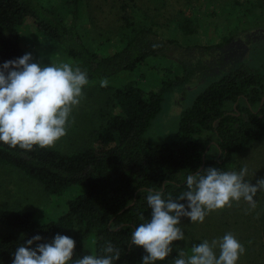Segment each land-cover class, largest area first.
<instances>
[{
    "label": "trees",
    "instance_id": "trees-1",
    "mask_svg": "<svg viewBox=\"0 0 264 264\" xmlns=\"http://www.w3.org/2000/svg\"><path fill=\"white\" fill-rule=\"evenodd\" d=\"M66 1L71 7L68 25L52 3L0 0V66L26 54L17 30L28 18L73 67L87 72L89 83L133 72L152 57L219 48H182L145 26L131 31L126 44L110 54L91 51L77 31L84 0ZM184 28L194 32L188 25ZM179 60L183 76L163 82L157 91L144 90L134 81L113 90L110 103L114 113L94 132V147L26 152L0 143V164L37 182L47 194L77 191L66 202V211L46 222L37 221L32 211L0 209V262H12L17 247L36 235L42 237L41 243H49L60 234L75 241L73 259L102 255L111 242L120 250L116 264H142L146 253L131 244L130 235L143 222L141 214L151 218L148 190L175 198L186 190L187 175L210 167L228 171L234 155L264 138V72L242 65L210 82L181 112L174 139L162 144L148 142L145 135L161 112L164 94L207 70L200 61L191 67L185 59ZM260 224L264 234V209ZM176 245L174 242L172 254L157 264H173Z\"/></svg>",
    "mask_w": 264,
    "mask_h": 264
},
{
    "label": "rangeland",
    "instance_id": "rangeland-1",
    "mask_svg": "<svg viewBox=\"0 0 264 264\" xmlns=\"http://www.w3.org/2000/svg\"><path fill=\"white\" fill-rule=\"evenodd\" d=\"M41 2L52 3L53 8L60 9L64 24L70 23L71 7L66 0ZM79 11L77 31L91 51L110 54L126 44L131 31L145 26L182 48H219L207 53L178 52L152 57L135 71L107 80L109 90L101 87V81L89 83L70 117L67 135L55 146L62 152L95 146L94 132L114 113L110 98L115 88L134 81L144 90L157 91L163 82L183 76L179 59H185L191 67L200 61L207 70L164 94L161 112L145 135L153 144L175 138L181 112L210 82L242 65L264 72V0H84ZM185 25L194 32H187ZM17 38L34 62L72 64L38 32L32 19L24 21L17 30ZM243 167L248 169L246 181L253 186L264 179V138L234 155L228 171L239 172ZM76 194L72 190L60 196L49 195L37 182L0 164V209L32 211L37 221L46 222L63 214L66 202ZM254 200L255 209L244 201L233 203L231 208L206 216L203 224H192L186 219L181 225L185 239L177 241L178 251L190 252L194 245L205 240L211 242L232 233L246 249L238 264H264V234L260 224L264 191L258 192ZM89 247L93 251L94 247Z\"/></svg>",
    "mask_w": 264,
    "mask_h": 264
},
{
    "label": "clouds",
    "instance_id": "clouds-1",
    "mask_svg": "<svg viewBox=\"0 0 264 264\" xmlns=\"http://www.w3.org/2000/svg\"><path fill=\"white\" fill-rule=\"evenodd\" d=\"M107 80L101 87H107ZM89 84L87 72L68 62L44 65L34 62L31 53L6 61L0 66V143L11 149L31 152L52 149L67 135L70 117L84 97ZM247 167L224 171L215 167L186 176V190L173 198L163 191L148 190L146 201L151 218L140 215L131 232V244L143 248L142 264H157L173 252L174 242L185 239L181 224H203L213 212L231 208L241 201L255 209L256 194L264 191V179L253 186L246 181ZM36 235L17 247L12 264H116L120 250L111 242L102 255L74 257L75 241L57 234L49 243ZM35 245V247H33ZM176 247H179L176 245ZM218 250V254H217ZM245 247L232 234L179 250L173 264H238Z\"/></svg>",
    "mask_w": 264,
    "mask_h": 264
}]
</instances>
